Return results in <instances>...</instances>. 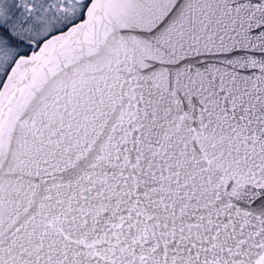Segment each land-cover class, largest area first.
<instances>
[{
  "label": "snow or ice",
  "instance_id": "6c2138e0",
  "mask_svg": "<svg viewBox=\"0 0 264 264\" xmlns=\"http://www.w3.org/2000/svg\"><path fill=\"white\" fill-rule=\"evenodd\" d=\"M0 264H264V0H0Z\"/></svg>",
  "mask_w": 264,
  "mask_h": 264
}]
</instances>
